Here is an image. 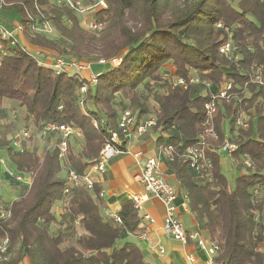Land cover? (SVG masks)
I'll return each instance as SVG.
<instances>
[{"label": "trees", "instance_id": "trees-1", "mask_svg": "<svg viewBox=\"0 0 264 264\" xmlns=\"http://www.w3.org/2000/svg\"><path fill=\"white\" fill-rule=\"evenodd\" d=\"M0 9L13 15L16 28L22 26L21 42H2L0 102L16 104L19 112L13 117L24 129H33L28 141L46 123L72 127L82 141L77 148L69 140L63 157L54 133L41 151L35 146L27 150L25 141L17 151L11 144L14 123L0 124L6 161L30 178L29 186L17 184L22 192L10 203H3L0 194V212H9L7 219L0 218V243L7 239L5 264H148L127 240L142 231V217L132 202L122 203L116 222L102 214L99 186L87 190L66 181L68 170L78 176L88 172L126 109L138 122L153 116V130L166 135L157 144L172 149L165 160L200 233L220 248L215 261L264 264L259 249L264 241V95L254 81L256 73L264 78V0H108L95 14L97 32L83 29L77 15L50 0H2ZM4 21L10 26L9 18ZM43 21L51 25L52 36L32 29ZM229 40L236 49L227 57L219 49ZM25 45L89 68L55 75ZM168 63L173 73L164 68ZM92 65L103 70L89 72ZM89 74L96 77L95 84ZM172 76L184 79L186 89L173 87ZM190 79L198 82L190 84ZM226 82L231 83L227 98L219 100L213 114L218 138L206 150L212 166L209 177H201L189 168L183 152L202 132L210 92ZM239 114L248 116L245 130L235 126ZM225 141L236 146L228 155L245 170L233 185L221 173L215 148ZM244 159L251 167L243 165ZM57 205L63 210L61 221L52 212ZM53 224L58 225L55 234Z\"/></svg>", "mask_w": 264, "mask_h": 264}, {"label": "built area", "instance_id": "built-area-1", "mask_svg": "<svg viewBox=\"0 0 264 264\" xmlns=\"http://www.w3.org/2000/svg\"><path fill=\"white\" fill-rule=\"evenodd\" d=\"M54 4L62 6L75 15L78 16L80 20V25L83 29L90 32H97L100 30V25L96 21L95 14L104 10L107 7L108 0H50ZM2 3V0H0ZM218 28H222L221 25H217ZM35 32L41 33L45 36H52L54 31L51 25L47 21H43L38 26L32 28ZM22 26H18L15 31H8L6 29L0 28V54H4L3 41H9L10 45L13 46L17 44L15 33H21ZM235 46L232 41L229 40L223 44L219 52L224 56H231L235 51ZM33 53V51H32ZM45 51L36 49L32 55L34 59L43 63L47 56H45ZM114 64H118L120 60H114ZM47 65L46 63H44ZM55 75L60 74H71V73H81L88 70L89 66L82 63H67L63 59L54 57L50 65ZM89 81L91 84L96 83V77L89 74ZM173 87H180L186 89L187 82L175 76L170 78ZM255 83L263 88L264 95V78L256 73L254 77ZM197 79H190L189 83H197ZM206 89L210 90V85L204 83ZM231 87V83L226 82L223 88L219 89L218 92H210L211 99L204 104V120L202 122V132L196 137L195 143L187 147L183 152V158L188 162L189 168L196 173L198 176L209 177L210 169L212 166L211 159L206 155V150L209 149V142L216 141L218 135L213 128V114L215 113L216 106L219 100L227 98V92ZM84 87L81 88V92L84 91ZM81 105V102L79 103ZM156 120L153 116H147L143 118L140 122L137 121L136 115L131 110H124L120 115L117 122L116 130H109V137L105 142L103 148L99 153L98 160L90 167L88 172L83 176H78L73 170H68L66 174V181L69 187L83 185L87 190H91L94 185V180L92 174H102L105 171V164L114 156L122 152L119 147L123 140H128L132 133L143 134L149 129L155 127ZM93 126L97 128L95 122ZM235 126L243 130L248 128V118L245 114H239L235 118ZM57 134L59 137L58 150L59 156L63 157L67 150L68 141L72 136L78 135L79 132L69 126L65 125H55L52 123H46L41 129L38 137L42 139H47L50 134ZM166 137L165 134H163ZM30 134L22 130L15 133L11 137L12 147L17 151H22V143L27 140ZM27 150L30 147L26 146ZM236 146L228 141L223 142L219 146V152L231 154L236 151ZM213 150H211L212 152ZM172 152L170 147L163 148L159 152L158 157L147 159L140 169V172L136 176L137 182L142 186L144 194L143 195H133L130 197L133 207L140 211L143 204L147 201L149 197L157 199L165 209V217L163 224V232L166 236L170 237L173 241L180 242L182 244L193 243L198 250L204 251L208 256L209 264H223L221 262H216L215 259L219 255L220 248L217 243L210 241L208 238L202 236L197 231L188 232L185 230L180 218L177 215L176 199L177 192L175 188L169 184L163 176L160 169L159 156L164 153L169 156ZM243 165L245 167H251L248 159L243 160ZM0 170L5 177L12 180L14 183L29 186L30 178L16 172L6 161V159L0 160ZM68 189L64 190L66 194ZM257 193V191H255ZM100 197L102 192H100ZM9 217V212L2 210L0 212L1 219H7ZM114 221L118 222L117 216L112 215ZM142 219L152 222V219L148 215H144ZM137 238L140 241L147 242L148 238L144 232L137 234ZM259 249L264 251V241L259 245ZM7 250V239H4L0 243V264H5L8 257H6ZM163 250L160 249L159 253L163 254ZM192 261V258H190Z\"/></svg>", "mask_w": 264, "mask_h": 264}, {"label": "crops", "instance_id": "crops-1", "mask_svg": "<svg viewBox=\"0 0 264 264\" xmlns=\"http://www.w3.org/2000/svg\"><path fill=\"white\" fill-rule=\"evenodd\" d=\"M9 21L11 22L10 26L3 27V25H0V27L8 31H15L17 22L11 21V19ZM15 37L20 42L22 41L21 33L16 32ZM25 47L29 51L37 49L31 45H25ZM45 52L47 55L45 63L50 65L55 54L50 51ZM160 135L162 134L153 129H149L140 135L133 132L125 145L124 151L105 164L104 173L92 174L94 184L99 186L100 192H102L101 198L105 204L102 214L115 215L122 203L130 201L131 196L144 194L142 186L136 180V176L144 162L149 158L158 157L159 152L163 149L157 144V138ZM165 157L164 153L159 156L160 169L166 181L177 192V215L186 231L200 233L198 224L188 210L185 198L177 188ZM138 213L142 218L144 215H148L152 219V222L142 219L140 224L141 232L146 234L148 241H140L137 235H130L127 240L139 247L148 264H209L207 254L198 250L193 243L182 244L173 241L164 234L162 228L165 209L157 199L149 197ZM200 234L208 238L204 233ZM160 249L164 251L163 254L159 253ZM190 258H192V261ZM22 264H28V262L24 261Z\"/></svg>", "mask_w": 264, "mask_h": 264}, {"label": "rangeland", "instance_id": "rangeland-1", "mask_svg": "<svg viewBox=\"0 0 264 264\" xmlns=\"http://www.w3.org/2000/svg\"><path fill=\"white\" fill-rule=\"evenodd\" d=\"M6 11L3 9H0V25L8 26L4 19H13V15H7ZM164 68L171 73H173L172 66L168 63L164 65ZM103 70L102 66L98 65H92L91 68L89 69V72L92 73H97L99 71ZM15 112H19L17 109V106L15 103H11L9 101H2L0 102V124L4 122H12L14 123L16 130L14 133H18L19 131L21 132L22 130H26L29 134L32 133L33 129L31 127L27 129H24L23 125H21L20 120L17 118H14L13 115ZM247 116V115H246ZM248 118V116H247ZM225 134L228 136V127L225 126ZM12 135V134H11ZM10 137V136H9ZM12 137V136H11ZM27 146L31 148V146H35L38 148L39 151L42 150V148L45 146V140L36 136L32 141H25ZM81 137L79 136H72L70 139V143L74 145L75 147L79 148L81 146ZM217 150H219V146L215 147ZM219 152V151H218ZM6 159L5 156V151L0 150V160ZM219 159H220V168H221V173L226 177V179L230 182L231 185H233L234 180L241 174L245 173V170L239 169L241 168L239 165L238 168L235 165L234 161L232 158L223 152L219 153ZM244 167V166H243ZM19 185L15 184L12 180L6 178L4 174L0 170V194L3 203H10L14 199H16L19 194H21L22 190H19ZM53 214L55 217L58 219V221H61V215L63 213L62 207L61 206H54L52 209ZM58 229L57 224H53L50 226V231L55 234Z\"/></svg>", "mask_w": 264, "mask_h": 264}]
</instances>
